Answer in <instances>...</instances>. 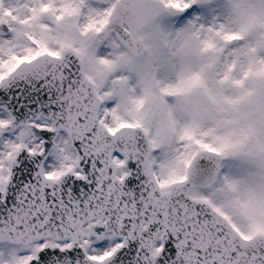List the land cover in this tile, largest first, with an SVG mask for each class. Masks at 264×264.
<instances>
[{
	"label": "snow or ice",
	"instance_id": "1",
	"mask_svg": "<svg viewBox=\"0 0 264 264\" xmlns=\"http://www.w3.org/2000/svg\"><path fill=\"white\" fill-rule=\"evenodd\" d=\"M0 264H264V0H0Z\"/></svg>",
	"mask_w": 264,
	"mask_h": 264
},
{
	"label": "clouds",
	"instance_id": "2",
	"mask_svg": "<svg viewBox=\"0 0 264 264\" xmlns=\"http://www.w3.org/2000/svg\"><path fill=\"white\" fill-rule=\"evenodd\" d=\"M170 21H171V18L167 17V16H162V17H160V20H159L161 26H163V27L171 26ZM154 37L158 40L159 39L158 33H154Z\"/></svg>",
	"mask_w": 264,
	"mask_h": 264
},
{
	"label": "rangeland",
	"instance_id": "3",
	"mask_svg": "<svg viewBox=\"0 0 264 264\" xmlns=\"http://www.w3.org/2000/svg\"><path fill=\"white\" fill-rule=\"evenodd\" d=\"M170 22H172V21H170Z\"/></svg>",
	"mask_w": 264,
	"mask_h": 264
}]
</instances>
